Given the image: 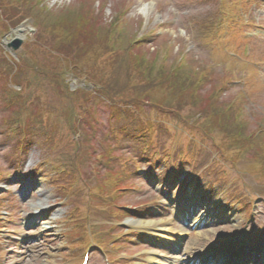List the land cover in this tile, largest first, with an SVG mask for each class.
Returning a JSON list of instances; mask_svg holds the SVG:
<instances>
[{"label": "rangeland", "instance_id": "obj_1", "mask_svg": "<svg viewBox=\"0 0 264 264\" xmlns=\"http://www.w3.org/2000/svg\"><path fill=\"white\" fill-rule=\"evenodd\" d=\"M17 1L20 5L9 10L11 15L5 16L0 9V45L6 51L5 58H12L15 63L20 60L37 61L40 63L39 67L51 69L49 64V61H52L50 60L52 53L49 52L51 50L50 40L45 43L44 39L45 44L41 45L38 35L42 33L46 39L49 37L44 30L47 25L49 26L46 30H49L51 23L48 22L51 20H54L52 24L58 25L78 23V20L80 18L83 20L87 13L91 16L90 25L95 30L100 29L104 36L110 22L114 20H117L118 24H123L122 30L127 39H130L131 35H137L139 38L133 42L134 47L132 46L136 53L152 57L159 54L158 59L163 55L166 59L170 52L171 55L167 58L172 65L168 67L169 69L186 65L185 62H189L188 65L192 68L195 65L205 68L211 77L205 82L204 78L200 80L201 88L196 95L194 94V102L198 105L191 106L189 99H180L186 96L184 91H182L184 94L179 91L173 93L163 87L164 84L161 87L155 83L154 85L141 83L138 79L145 82L146 77H149V71H146V76L142 69V73L135 77L133 75L136 71L135 65L122 63V59H119L120 65L117 66L110 62L106 66L108 68L105 69V62L101 60H89L88 64L76 60L72 64H79H76L77 70H74V75L79 69L84 70L80 74L81 77H85L86 71L90 68L92 71L103 68L100 74L104 75V70H106L108 75V79H104V82L111 81L115 87H125L124 91L133 89L136 93H140L141 100L144 97L143 94H147L150 101L161 102L164 99H159V96L164 98L166 92L178 97L169 98L167 103L181 107L183 111L179 115L163 116L152 104H146L140 111L147 120L156 121L162 127H178L176 121L179 120L180 125L195 129L189 131L192 143L185 144V135H177L174 138V135L166 130L158 137V141L165 147L172 146L177 151L175 154L171 152L167 160L173 158L176 163L178 153L184 150L192 159L191 166L186 165V167L174 170L175 180L172 183H163L169 170L160 168L159 164L152 169L153 174L150 172L153 167L150 164L151 154L145 152L136 142L127 139L122 142L121 148L116 147L112 152L111 147L114 146V142L109 135V129L115 121L120 119L113 111L116 108L111 107L109 102L115 106L118 99L96 103L91 110L88 109L91 105L86 107L85 103L88 99H85L84 109L79 112V116L70 117L69 121L72 124L63 126L66 127L65 137L56 153L51 154L54 148H49L45 141L35 148V153L27 157L19 155L15 152L17 150L16 141H13L5 131V119L21 112L24 106L15 102L12 108L13 113L12 111L4 112L5 92L2 93L0 82V173L4 172L9 175L7 181L0 182V197L2 193L12 191L11 195L3 194L4 199L0 202L3 206L0 207V225H11L9 218L18 220L20 215L24 217L27 214H31V219L37 221L38 224H25V220H22L24 227L16 228L15 226L11 232L2 230L4 232L1 235L5 236L6 233H10L12 236L7 237L8 241L11 239L12 251H9L6 257H2L0 264H69L67 262V258L71 259L69 244L62 233L66 229L65 220L74 221L77 218L70 217L73 210H77L76 215H80L78 222L85 224H82V228H86L89 224L93 229V234L89 235L87 241L95 243L93 245L97 248L93 249L89 264H105L107 259L110 262L114 257H119L125 264H130L128 260L131 262L138 260L132 264L149 263L150 261H154L152 264H179L174 261L179 256L185 260L182 264L188 262H190L188 264H193V260L204 262L203 257L207 256L205 254L210 247H218L221 242H225L228 237L237 232L245 230L250 237L264 235V174L263 171L260 172L257 160L252 158V154L256 152L252 151L251 156L244 155L242 159L241 157L238 159L239 150L233 159V157H228L231 152L229 153L230 145L226 140L234 136L239 138L243 144L245 143L244 134L252 133V138L258 136L257 138L261 139L256 145L257 148L264 150V134L260 131L264 124V111L258 112L255 109V107H260V109L264 107V35L259 32L264 29V1ZM220 2L223 8L216 13L217 5L221 6ZM144 5L150 7L147 12L141 10ZM19 10H23L26 17L16 23L13 17ZM35 15L37 16L35 20L28 19ZM85 18L89 17L85 16ZM36 21L42 28L41 33L33 31L34 27L37 28ZM210 24L213 30L209 29ZM22 29L24 33L18 34ZM18 37L23 39V42L21 47L14 52L9 45ZM34 50L36 54L35 52L31 54ZM44 52H49L50 56ZM52 52H54L53 49ZM53 60L59 65L52 70L56 72L66 70L70 73V63L73 59L66 61L59 57ZM150 68V70L160 71L156 65H151ZM202 75L205 77V71ZM31 80L41 81L33 77ZM69 80L73 89L80 85L89 88V85L80 83L76 78L70 76ZM238 83L241 86L232 88L225 86L218 91V86L222 84ZM22 91L17 88L13 93L23 95ZM28 92L30 96L33 93L36 94L31 89ZM55 92L48 88L43 90V93L53 98L59 96V93L56 96ZM122 95H125V92ZM125 97L130 100L132 96L126 95ZM40 101L44 102V100ZM234 101L235 104L231 108L235 110L236 115L233 116L234 121L230 120L231 124H229L226 115L227 106L224 102ZM251 108L256 114H251L250 117L247 114L248 118H245V111ZM65 109L70 115H74L78 106L69 105L68 102ZM213 110L221 115L213 116ZM239 114L245 121L244 128L238 123ZM218 116L223 117L227 126L215 122L214 118ZM194 119L195 124L191 123ZM50 123L58 130L63 128L58 124L61 121L55 116ZM198 130H201L200 133L213 134L218 137L215 144L209 139H203L204 136L200 135ZM180 133L184 132L180 131ZM250 138L251 136L247 140L250 141ZM220 144H224L223 147L227 150L225 157H228L230 161L234 160L235 163L226 162L225 157L219 154L217 145ZM248 153H251V149ZM132 156H138L141 163L131 164L130 161L126 163V160ZM44 158L52 160L43 164ZM36 163L43 167L40 168L39 165L37 169L40 170L34 172L33 168ZM166 164V162L163 163V165ZM114 171L118 174H125V181L122 183L121 180L119 184L126 187L121 194L115 196V199L109 196L110 174ZM190 180L195 181L194 186L191 185ZM165 185L168 190H165ZM103 198L111 203L104 209L98 207L103 202ZM181 198H188L184 206L192 203L197 205L196 210L201 218L206 216L204 225L194 229L185 227L178 221L179 212L183 206H180L177 200ZM88 205L90 206L89 213L86 209ZM129 210L132 212L129 213ZM123 211L125 213L121 216ZM251 212L254 213V218L247 223L246 220L251 217ZM7 213L10 214L9 218ZM139 213L142 216L140 218L128 215ZM46 218H49V224L53 228L42 231L40 220ZM139 220L141 221L138 229L140 235L131 231L123 239L115 238L118 232L122 234L126 231L124 226L116 227L118 223L125 224ZM114 238L118 244L115 248H109ZM168 238L171 239V243ZM79 239L82 240V238ZM83 241L86 243L85 246H88L86 240ZM175 241L177 244L174 246ZM252 241L255 240L252 239ZM105 245L109 247L103 251L100 247ZM83 249H80L79 255ZM153 255L158 260H153ZM76 256L79 259V256ZM248 257L252 258V255Z\"/></svg>", "mask_w": 264, "mask_h": 264}, {"label": "trees", "instance_id": "obj_2", "mask_svg": "<svg viewBox=\"0 0 264 264\" xmlns=\"http://www.w3.org/2000/svg\"><path fill=\"white\" fill-rule=\"evenodd\" d=\"M18 5H20V2L17 0H0V9L3 11V14L5 16L11 15V11L9 10H11V8L17 7ZM23 10H19L13 17L16 20V23L21 22L26 17V15L24 16ZM85 16L89 18H85ZM36 17L37 16L35 15L32 19L35 20ZM78 21V23L70 22L66 25L52 24L54 23V20H51V22L49 21L48 23H51L49 30H46L49 25H47L44 30V32L49 35L47 39L46 36L41 33L42 28L36 21L35 26H37L38 32L41 33L38 35V39L41 40V45L45 44L47 40H50L49 47L51 48V50L49 52L52 53V56L50 57V60L52 61H49V64L51 66V69L39 67L40 63L37 61L31 62L29 60H20L19 62L16 61V63H13L11 60L6 59L3 55V52H1L0 74L5 81V84L3 86V88L5 89V95L3 97L5 106L7 108L6 110L7 112H11L12 108H14L15 102H18L24 106V109L21 112H18L11 116L9 119H6L8 123L19 124V126L21 125V127L22 125H31L37 120H44L48 123L49 116L54 115L61 122L63 121L64 123L69 124L71 123V121H69L70 117L77 118L79 116V112L83 111L84 101L87 98V95L91 97V93L85 90H80L77 92L70 91L69 88H67V84L64 81V78L67 77V73L69 74V72H67L66 70L61 72L52 70L59 65L54 62L53 59L59 57L64 58V60L66 61L73 59L70 63V74L73 75L74 70H77L76 64L78 63L74 65L72 64L75 63L76 60L84 64H88L89 60H101L102 62H105V69L108 68L106 66L110 62H113V64L117 66L120 65L121 61L119 59H122V63L126 62L129 65H135L136 71L133 72V75H135V77L142 73V69H144V73L146 76V71H149V77H146L145 82H143L142 79H138L139 81H141V83H147L150 85H154L155 83L161 87L162 84H164L163 87L168 88L173 93H175L176 91H179L181 94L186 93V96L181 97L180 99H189V103L191 101H194L195 95L199 92L196 90H199L200 88L195 86V83L198 81L200 72L195 68H192L191 65H181L180 67L175 66L176 68L169 69L168 67L172 64L169 63V60L164 58V55L162 58L158 59L159 54L158 56L155 55L154 57H152L147 56L143 53H136L134 50L135 48H133V42H135L139 37H137V35H131V38L127 39L125 36V32H123L122 30L123 24H118L117 20L110 22V26L105 32V36L102 35L100 29L95 30L90 25L91 16L87 13L84 15L83 20L80 18ZM116 24H118V26H116ZM44 39L45 43H43ZM52 49L54 52H52ZM34 52L35 50L33 51V53L31 52V54H34ZM49 52L44 53H47V55L50 56ZM83 59H87L88 61H85ZM46 62H48V60H46ZM151 65H156L157 69L159 68L160 71L153 69L150 70ZM102 70L103 68L101 70L92 71L90 68V70L86 71V76L81 77L80 74L81 72H84V70L79 69V71L75 73V76L79 78H85L90 83H93L103 101L107 102L109 100L118 99V103L115 102V106L112 102H109V105L120 110L124 114H128L131 112V122L136 123V126H133L132 128L137 129L138 132L141 130L147 131V129L150 127V124H147V118L140 112V105H142V103L145 102L148 104H152L157 109L163 110L164 108H166L164 103L169 98H178L175 95H171L170 92L169 94L168 92H166L164 93V101L161 102L158 100L155 103L150 101L151 99L147 94H143L144 97L141 100L139 97L140 93H136L133 89L124 91L125 87L118 88L115 87L111 81L104 82V79H108V75L106 74V70H104V75L100 74ZM36 74L38 75L37 77ZM39 74L43 76H40ZM32 77L33 79L39 78L41 81L34 82L35 80H31ZM37 83L40 84L37 86L33 85ZM11 84L21 86V90H23L22 93L24 96L20 95L19 93H13V91L16 89L13 88ZM47 88L51 91L55 90L56 96L59 93L58 99H53V96H47L45 93H43V90ZM30 89L33 90L36 94L33 93V96H30V93L28 92ZM182 91H184V93ZM124 92L125 95H122ZM126 95L132 96L130 100L125 97ZM133 99L134 101H131ZM40 100H44V102L41 103ZM39 101L40 104L39 106H37V103ZM141 101L142 103H140ZM68 102L69 105L74 104L75 107L78 106V109L76 112H74V115H70L69 112L65 109V106ZM167 108L171 109V107ZM178 110L181 111V109ZM113 111H115V109ZM214 111L216 112V110ZM229 111L230 115H232L233 112L231 111V109H229ZM215 119L221 120L223 123H225L223 117L219 118L218 116V118ZM149 122L155 128L158 126L156 122Z\"/></svg>", "mask_w": 264, "mask_h": 264}, {"label": "water", "instance_id": "obj_3", "mask_svg": "<svg viewBox=\"0 0 264 264\" xmlns=\"http://www.w3.org/2000/svg\"><path fill=\"white\" fill-rule=\"evenodd\" d=\"M21 43H22V40L18 39L15 43H13L12 46L14 49H18L20 47Z\"/></svg>", "mask_w": 264, "mask_h": 264}, {"label": "bare ground", "instance_id": "obj_4", "mask_svg": "<svg viewBox=\"0 0 264 264\" xmlns=\"http://www.w3.org/2000/svg\"><path fill=\"white\" fill-rule=\"evenodd\" d=\"M149 8L150 7L148 5H144L141 10L144 11V12H147V10H149Z\"/></svg>", "mask_w": 264, "mask_h": 264}]
</instances>
